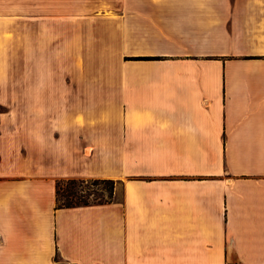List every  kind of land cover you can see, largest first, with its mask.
I'll return each instance as SVG.
<instances>
[{
	"label": "crops",
	"instance_id": "obj_1",
	"mask_svg": "<svg viewBox=\"0 0 264 264\" xmlns=\"http://www.w3.org/2000/svg\"><path fill=\"white\" fill-rule=\"evenodd\" d=\"M9 1L0 60L21 59L22 98L0 106V264H264V0H122L66 39L60 12L51 34ZM10 80L1 65L0 95ZM73 178L117 181L114 200L56 209Z\"/></svg>",
	"mask_w": 264,
	"mask_h": 264
},
{
	"label": "rangeland",
	"instance_id": "obj_2",
	"mask_svg": "<svg viewBox=\"0 0 264 264\" xmlns=\"http://www.w3.org/2000/svg\"><path fill=\"white\" fill-rule=\"evenodd\" d=\"M22 1V0H21ZM19 0H10L6 6L8 7H15L20 6ZM26 2L23 0V3ZM122 0H29V5L31 7H40L44 8L46 15L42 19L45 22V29L46 32L53 33L54 29V20L55 18L58 20L59 17H55V13H61V28L63 33V39H66L69 35L70 30V19H77L76 23L78 25V33H84L85 31V19L86 15H91L95 13H102L105 11V14L109 16L116 14L117 9L120 7ZM4 4V3H2ZM5 5V4H4ZM25 6V4H23ZM16 19H22L21 17H16ZM56 20V24L59 22ZM20 23V22H19ZM44 24V23H43ZM20 26H15L9 28L10 33L14 32V30H20ZM83 30V32H82ZM21 31V30H20ZM20 31H18L20 33ZM8 33L6 37L8 38L11 34ZM80 50L82 48H79ZM48 52L47 54H51L53 56V42H51V46L47 47ZM64 42H63V52H64ZM69 50V47L67 48ZM5 54L7 56L6 59H3L2 65L3 69L13 77L14 80H10L11 86L14 88L15 94L13 96H2L0 95V106L6 104H20L21 103V94H20V82H21V68L22 63L21 59H8V56L14 55L11 49H5ZM69 54V51H67ZM98 59H87L89 62V69L88 70H98L101 68L99 63H97ZM46 70L47 71H55V64L54 59H46ZM85 59H62V71H70V70H77V71H84L87 70L85 63ZM109 61H107L108 63ZM0 65V66H1ZM101 186L100 188H102Z\"/></svg>",
	"mask_w": 264,
	"mask_h": 264
},
{
	"label": "trees",
	"instance_id": "obj_3",
	"mask_svg": "<svg viewBox=\"0 0 264 264\" xmlns=\"http://www.w3.org/2000/svg\"><path fill=\"white\" fill-rule=\"evenodd\" d=\"M135 60L160 59L135 57ZM117 181L111 179H59L55 183V208L101 205L114 200ZM103 186L102 188H100Z\"/></svg>",
	"mask_w": 264,
	"mask_h": 264
}]
</instances>
